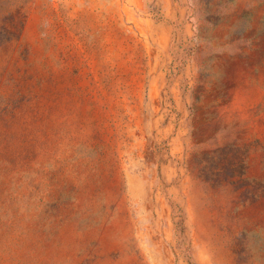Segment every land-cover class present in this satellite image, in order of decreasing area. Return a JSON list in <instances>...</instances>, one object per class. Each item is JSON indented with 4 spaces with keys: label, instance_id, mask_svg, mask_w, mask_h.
Wrapping results in <instances>:
<instances>
[{
    "label": "rangeland",
    "instance_id": "1",
    "mask_svg": "<svg viewBox=\"0 0 264 264\" xmlns=\"http://www.w3.org/2000/svg\"><path fill=\"white\" fill-rule=\"evenodd\" d=\"M0 264H264V0H0Z\"/></svg>",
    "mask_w": 264,
    "mask_h": 264
}]
</instances>
